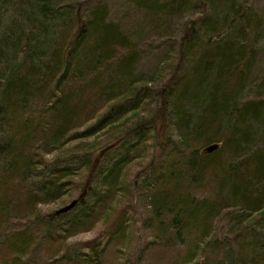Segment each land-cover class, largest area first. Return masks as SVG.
I'll return each mask as SVG.
<instances>
[{
    "label": "trees",
    "instance_id": "16d2710c",
    "mask_svg": "<svg viewBox=\"0 0 264 264\" xmlns=\"http://www.w3.org/2000/svg\"><path fill=\"white\" fill-rule=\"evenodd\" d=\"M115 1L0 0V264H264V10Z\"/></svg>",
    "mask_w": 264,
    "mask_h": 264
},
{
    "label": "rangeland",
    "instance_id": "374dc122",
    "mask_svg": "<svg viewBox=\"0 0 264 264\" xmlns=\"http://www.w3.org/2000/svg\"><path fill=\"white\" fill-rule=\"evenodd\" d=\"M244 1L246 2L247 5H249V6L251 5L253 7V9H255V10H264V0H244ZM107 2L110 5H112V8L114 10L118 6V4H117L118 2L115 0H106V3ZM130 15H132L130 22L131 23L134 22L136 24L137 17H134L132 13H130ZM260 60L264 63V52L262 55H260ZM140 67H141V69H144V67H145V70H146V68L148 66L141 65ZM164 131L165 130H161L159 133L160 139H162V141H163L164 135H165ZM94 139H90L89 141L92 142ZM104 140L105 139H101V142L103 143ZM146 144L149 145V148H148L149 151H153V153L156 154L158 146L157 147L151 146L152 143L150 141ZM99 150H101V149H99ZM96 154H97V152H96ZM96 154H93V155H96ZM143 169H144V167L140 166L137 163L133 164V166L129 168L128 179L130 180V183L132 185L134 184L135 181L139 180V177L144 172ZM88 174H89V171H83L78 176H76V177L74 176L73 179L78 184L81 183L80 181L82 180L84 185H86V184L88 185V184H90L89 176L87 178ZM78 195H79V192L77 190H71L68 192V195L66 197H64L63 199H61L57 203L47 204V206H41L40 211L44 215H47V214L48 215L49 214L54 215L56 212H58V210L65 208V207L69 206V204L71 202L76 201L78 199ZM132 201L134 202V205H135V214H134V217L132 220V223L134 224L133 229H132V235L134 238H133L132 242L130 243V246H132V254L137 256V254L139 253V250L143 247V244L146 241V236H145V234L142 230V227H141V224H142L141 219L145 218L146 212L144 210L143 203L141 201L137 200V196H134ZM108 230H109L108 227L104 223H98L95 225V227L92 229V231L78 233V234L74 235L73 237H70V239L65 244L66 245H80L82 243L83 244L84 243H92V241H95L96 243H100L103 241V239H105V237H106L105 235L107 234ZM61 244L62 243H60V242L54 244L53 248H51V249L49 248L48 249L49 251H44L42 255L45 257H49V255H51V256L57 255L60 251ZM126 246H129V244ZM120 253L121 252H116V255L118 257H123ZM112 256H113V254H112ZM172 257H173V255L170 254L169 259H172ZM105 258H109V259H107L106 263L111 264V262L109 263V260L111 259V254L107 255ZM112 264H114V262Z\"/></svg>",
    "mask_w": 264,
    "mask_h": 264
},
{
    "label": "water",
    "instance_id": "95a60500",
    "mask_svg": "<svg viewBox=\"0 0 264 264\" xmlns=\"http://www.w3.org/2000/svg\"><path fill=\"white\" fill-rule=\"evenodd\" d=\"M218 147L217 146H209V148H206L205 149V153H210V152H213V151H215L216 149H217ZM77 202L76 201H73V202H71L70 204H69V206H67V207H65V208H62V209H60V210H58V212H57V215L58 214H61V213H67V212H69V210H71V209H73L77 204H76Z\"/></svg>",
    "mask_w": 264,
    "mask_h": 264
}]
</instances>
